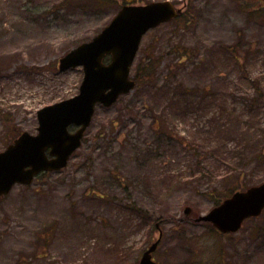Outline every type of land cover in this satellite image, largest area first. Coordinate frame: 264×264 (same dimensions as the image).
<instances>
[{"label": "rangeland", "instance_id": "obj_1", "mask_svg": "<svg viewBox=\"0 0 264 264\" xmlns=\"http://www.w3.org/2000/svg\"><path fill=\"white\" fill-rule=\"evenodd\" d=\"M97 1L0 0V152L19 133H36L38 110L78 93L83 70L60 72V58L136 0ZM158 1L191 5L180 18L188 25L172 21L145 35L135 68L160 58L154 77L97 108L66 169L0 197V264H139L158 239V219L160 264H264V213L226 236L194 222L224 184L196 171L205 156L187 146L193 135L204 142L199 131L223 113L228 127L216 143H242L244 129L251 170L241 183H264V0L136 3ZM176 46L189 54L182 63ZM178 83L195 91L177 96Z\"/></svg>", "mask_w": 264, "mask_h": 264}, {"label": "water", "instance_id": "obj_2", "mask_svg": "<svg viewBox=\"0 0 264 264\" xmlns=\"http://www.w3.org/2000/svg\"><path fill=\"white\" fill-rule=\"evenodd\" d=\"M181 13L171 2L124 6L98 36L77 47L61 59L60 70L84 68L80 93L68 100L38 112L37 135L23 133L6 151L0 153V195H7L16 184H31L41 171H58L67 166L71 155L81 145L98 104L110 107L121 95L135 87L130 70L143 36L161 23ZM111 55L110 64L104 59ZM81 128L69 132V126ZM49 149V159L47 151ZM264 210V184L235 193L197 222H210L223 233L237 232L243 222L259 216ZM190 213V209H186ZM155 243L141 259V264H157L152 260Z\"/></svg>", "mask_w": 264, "mask_h": 264}, {"label": "trees", "instance_id": "obj_3", "mask_svg": "<svg viewBox=\"0 0 264 264\" xmlns=\"http://www.w3.org/2000/svg\"><path fill=\"white\" fill-rule=\"evenodd\" d=\"M108 1L112 2L114 0ZM102 2L106 3L105 0H98L96 3L103 4ZM124 2L135 3L137 2V0L133 2ZM260 3H262V1H260ZM183 14H187V16L193 14L191 5L189 10H187ZM262 15V18H264V13ZM182 16L180 18H182ZM180 18L177 19V22L185 23V26L188 25L189 21H186V23L184 21H181ZM179 47L180 46H176V49L177 51H182V54L179 57V63H182V61L186 59L189 54L184 55L186 48ZM226 50L235 55L238 53V46H229L226 47ZM157 60L154 61V58L151 57L148 61L141 59L137 66V72L135 74V80L138 86L143 83L144 79H150L154 77L156 69L161 62L160 58H158ZM167 88L170 89L171 86L169 85ZM204 90L206 89H203V91ZM255 90L258 97H261L262 89L257 86ZM194 91L195 90L187 88L184 83H178L175 88V92L180 94L177 96L180 97H187L188 94H192V92ZM171 100L174 101L173 98H171ZM223 116L224 114L222 113L218 117L217 115L216 117L214 116V118L212 117L209 120L210 124L204 125L202 132L199 131V134H202L205 137L204 142L203 140H200L195 135H193L192 137H190L192 140L191 143L187 145L192 153L199 152L198 158L202 155L205 156V158L196 163V171L201 173L203 177L210 176L214 179H217L216 181H221L224 184V187L220 190L221 197L217 200L216 206L221 203L220 199H225L237 191H242L249 188V186H244L241 181L242 179L247 177L251 170V160L249 159V157L251 156L250 147L252 144V139L244 138V129H238L237 132L238 138L242 141V143L238 140V142L230 148H228V146L226 145L216 143V137L219 138L225 135L228 127V119L226 118V116ZM213 168H215L216 170H213ZM211 230L215 231L213 227H211Z\"/></svg>", "mask_w": 264, "mask_h": 264}]
</instances>
